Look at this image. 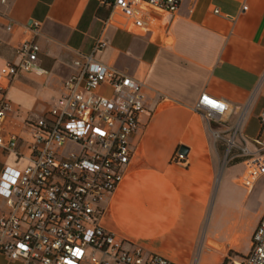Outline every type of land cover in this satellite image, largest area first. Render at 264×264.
Returning a JSON list of instances; mask_svg holds the SVG:
<instances>
[{"label": "crops", "instance_id": "obj_1", "mask_svg": "<svg viewBox=\"0 0 264 264\" xmlns=\"http://www.w3.org/2000/svg\"><path fill=\"white\" fill-rule=\"evenodd\" d=\"M111 11L108 0H0V66L18 65L27 39L40 46L32 70L2 82L0 98L11 108L0 135L19 140L17 152L0 151V174L29 163L30 125L50 113L65 80L81 70L75 62L103 38L96 58L143 82L147 110L130 137L124 180L103 202L101 224L147 257L243 264L264 209L245 225L226 204L233 177L248 193L264 184V177L252 188L237 182L264 139V0H182L176 12L157 14L153 30L118 27L108 21ZM203 93L229 104L214 124L196 110ZM230 139L236 152L227 165L221 150ZM9 212L0 194V216ZM0 264L22 262L0 253Z\"/></svg>", "mask_w": 264, "mask_h": 264}, {"label": "built area", "instance_id": "obj_2", "mask_svg": "<svg viewBox=\"0 0 264 264\" xmlns=\"http://www.w3.org/2000/svg\"><path fill=\"white\" fill-rule=\"evenodd\" d=\"M109 22L126 30L156 28L157 14L174 13L182 0H108ZM38 23L33 30L38 32ZM107 45L99 38L89 55L75 63L81 70L64 82L47 116L30 125L29 163L6 166L0 194L10 212L0 216V253L22 264H175L158 254L147 257L142 246L118 238L100 222L105 202L122 183L132 150L130 137L146 112L143 82L96 58ZM40 51L32 39L23 41L18 65L0 66V90L6 77L34 68ZM0 98V122L10 109ZM196 110L209 123L229 110L224 100L203 93ZM264 128V112L260 115ZM19 137L0 135V151L17 152ZM244 162L237 182L252 188L264 177V139ZM76 149L67 148L70 144ZM67 153H62V148ZM229 153L235 141H228ZM245 153L250 151L244 150ZM175 159L186 161L181 150ZM243 264H264V217L254 233Z\"/></svg>", "mask_w": 264, "mask_h": 264}, {"label": "rangeland", "instance_id": "obj_3", "mask_svg": "<svg viewBox=\"0 0 264 264\" xmlns=\"http://www.w3.org/2000/svg\"><path fill=\"white\" fill-rule=\"evenodd\" d=\"M69 147H71V149H76V146L72 143L67 146V148ZM67 148L63 147L61 150L62 153L66 154ZM229 150L230 149L226 146V144L222 146V155H224L225 158H228L226 159L227 165L232 163L229 161V157L236 152V149H232L231 153H229ZM235 173L237 176L239 171L236 170ZM226 209L227 213L233 214L243 220L245 225L254 223L264 209V184L261 189L248 193L244 187L236 183L233 177L228 187V201Z\"/></svg>", "mask_w": 264, "mask_h": 264}, {"label": "water", "instance_id": "obj_4", "mask_svg": "<svg viewBox=\"0 0 264 264\" xmlns=\"http://www.w3.org/2000/svg\"><path fill=\"white\" fill-rule=\"evenodd\" d=\"M181 151L184 152V153H186L187 148H184V147H183V148L181 149Z\"/></svg>", "mask_w": 264, "mask_h": 264}]
</instances>
